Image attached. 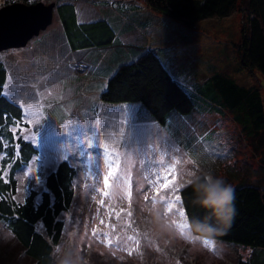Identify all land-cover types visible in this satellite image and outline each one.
<instances>
[{
	"label": "rangeland",
	"instance_id": "1",
	"mask_svg": "<svg viewBox=\"0 0 264 264\" xmlns=\"http://www.w3.org/2000/svg\"><path fill=\"white\" fill-rule=\"evenodd\" d=\"M36 1L71 2L81 21L100 17L105 4L117 3L116 0ZM121 1L141 6L154 19L150 30L129 37L137 41L131 44L140 47L147 41L158 49L156 53L161 58L169 54L172 59L167 65L178 80L192 85L191 79H198L183 76L184 59L212 57L216 63L230 67V72H238L235 74L240 82L260 87L264 95L262 73L257 71L249 77L246 72L235 71L240 56L234 43L238 46L240 41L241 13L223 22L207 21L189 30L185 40L180 22L155 13L144 0ZM9 3L27 4L26 0H0V9ZM58 20L56 16L53 24L25 48L0 52V62L6 65L9 74L4 93L24 111L23 120L11 129L39 150L15 174L16 200L23 202L32 191L42 193L47 176L67 161L76 168L77 175L72 206L62 216L65 230L60 244L79 248L84 264H238L245 260L249 255L247 249L195 236L187 227L185 212H181L180 191L184 186L180 164L174 158L182 161L191 157L201 165L200 158L180 148L147 112L139 114V105L103 101L96 94V83L82 80L84 64L75 66L80 81L71 64L78 59L88 60V53L70 50L61 39ZM223 49L225 53H221ZM83 81L92 87L91 92L79 90L80 84L85 87ZM212 128L218 131L213 140L195 144L202 149L198 153L203 158L205 152L219 151L220 156L212 157L217 175L227 178L231 169L250 164L259 167L250 139L236 135L238 128L233 120H225L218 130L214 122ZM5 160L0 150V171L8 180L12 168L5 165ZM173 163L175 169L169 167ZM105 175H109L108 185L104 184ZM164 223L167 226L161 227ZM0 226L10 230L1 220ZM0 264L35 262L12 233L7 240H0Z\"/></svg>",
	"mask_w": 264,
	"mask_h": 264
},
{
	"label": "trees",
	"instance_id": "2",
	"mask_svg": "<svg viewBox=\"0 0 264 264\" xmlns=\"http://www.w3.org/2000/svg\"><path fill=\"white\" fill-rule=\"evenodd\" d=\"M115 2V5L105 4L100 17L89 21L80 20L78 9L71 2L50 3L55 4L53 22L57 16L61 39L71 51L88 53L90 63L86 58L72 62L74 75H79L75 74L76 64H84L82 80L96 83V94L103 101L139 105V114L147 112L150 119L160 124L179 143L180 148L200 158L203 169L217 172L216 161L212 157L220 156L219 151H213L205 152L203 158L198 153L202 149L195 144L209 142L218 133L208 127L209 119L213 118L215 127L221 126L225 120H233L238 128L236 135L250 139L260 165L254 167L250 164L228 172L226 179L235 187L237 209L230 226L212 235L191 231L195 236L247 249L248 257L238 264H264V95L261 88L240 82L235 74L238 72H230V67L216 63L212 57L184 59L183 76L198 79H191L192 85L178 80L167 65L172 59L169 54L161 58L156 53L158 49L152 48L147 41L140 47L131 44L137 41L129 37L151 29V15L137 4H126L121 0ZM144 2L155 13L180 22L185 27L182 33L185 40L189 30L193 31L207 21L223 22L241 13L240 41L238 46L234 43V50L240 56L235 71L246 72L249 77L257 71L264 75V0ZM26 3L44 2L26 0ZM127 41L130 44H125ZM225 52L223 49L221 53ZM8 77L6 65L0 62V150L6 157L5 165L10 164L12 168L8 180L0 171V220L7 224L35 264H54L51 252L55 245L60 244L64 234L62 216L72 206L77 171L69 162L63 161L47 176L42 193L32 191L23 202L16 200L15 174L39 150L33 142L11 129L16 122L23 120L24 111L4 93ZM78 78L82 81L81 77ZM86 83L84 85L88 89L80 84L79 90L91 92L92 87ZM180 196L189 221L204 217L205 210L191 202V185L184 186Z\"/></svg>",
	"mask_w": 264,
	"mask_h": 264
},
{
	"label": "clouds",
	"instance_id": "3",
	"mask_svg": "<svg viewBox=\"0 0 264 264\" xmlns=\"http://www.w3.org/2000/svg\"><path fill=\"white\" fill-rule=\"evenodd\" d=\"M183 186L191 185L193 189L192 204L205 210L203 218H194L187 221V227L200 233L209 235L222 232L230 226L237 212L234 203L236 199L235 187L222 175H217L211 169H203L194 159L188 158L178 161ZM191 165V166H189ZM159 217V213H157ZM224 225L225 227H219ZM167 226L166 223L161 227ZM12 235L10 230L0 226V240H7ZM217 252V255H220ZM51 255L56 264H84V258L79 248L65 247L57 244Z\"/></svg>",
	"mask_w": 264,
	"mask_h": 264
},
{
	"label": "water",
	"instance_id": "4",
	"mask_svg": "<svg viewBox=\"0 0 264 264\" xmlns=\"http://www.w3.org/2000/svg\"><path fill=\"white\" fill-rule=\"evenodd\" d=\"M55 4L13 3L0 9V52L22 49L53 23Z\"/></svg>",
	"mask_w": 264,
	"mask_h": 264
},
{
	"label": "snow or ice",
	"instance_id": "5",
	"mask_svg": "<svg viewBox=\"0 0 264 264\" xmlns=\"http://www.w3.org/2000/svg\"><path fill=\"white\" fill-rule=\"evenodd\" d=\"M189 158H191V157H189ZM175 159V161H176V163H178V161H179V157H175L174 158ZM192 159V158H191ZM169 167L171 168V169H175V167H176V164L175 163H173V164H171V165H169ZM109 175H111V173H109ZM109 175H105L104 176V184L105 185H108L109 184ZM157 178H159V177H157ZM169 183H170V181H169ZM158 190V189H157ZM106 195H107V193H105ZM177 199H179V197L177 196ZM101 203H103V201H101ZM170 207H171V205H170ZM183 209H181V212L183 213ZM189 239H193V237L192 236H189L188 237ZM213 247H215V245H213Z\"/></svg>",
	"mask_w": 264,
	"mask_h": 264
},
{
	"label": "crops",
	"instance_id": "6",
	"mask_svg": "<svg viewBox=\"0 0 264 264\" xmlns=\"http://www.w3.org/2000/svg\"><path fill=\"white\" fill-rule=\"evenodd\" d=\"M210 121H211V123H210L211 126L209 125L208 127H210L211 129L214 130V128H212L213 125H214V120H213V118H210ZM217 130H218V127H217Z\"/></svg>",
	"mask_w": 264,
	"mask_h": 264
},
{
	"label": "built area",
	"instance_id": "7",
	"mask_svg": "<svg viewBox=\"0 0 264 264\" xmlns=\"http://www.w3.org/2000/svg\"><path fill=\"white\" fill-rule=\"evenodd\" d=\"M84 66V65H83ZM83 71H84V67H83Z\"/></svg>",
	"mask_w": 264,
	"mask_h": 264
}]
</instances>
